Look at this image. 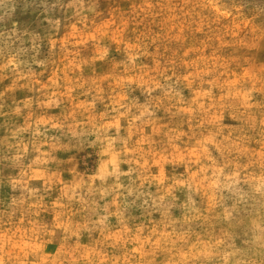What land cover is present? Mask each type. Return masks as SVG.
<instances>
[{
  "label": "clouds",
  "instance_id": "1",
  "mask_svg": "<svg viewBox=\"0 0 264 264\" xmlns=\"http://www.w3.org/2000/svg\"><path fill=\"white\" fill-rule=\"evenodd\" d=\"M0 264H264V0H0Z\"/></svg>",
  "mask_w": 264,
  "mask_h": 264
}]
</instances>
